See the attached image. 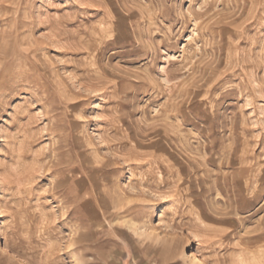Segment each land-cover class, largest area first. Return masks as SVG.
I'll return each instance as SVG.
<instances>
[{
  "label": "rangeland",
  "instance_id": "rangeland-1",
  "mask_svg": "<svg viewBox=\"0 0 264 264\" xmlns=\"http://www.w3.org/2000/svg\"><path fill=\"white\" fill-rule=\"evenodd\" d=\"M192 255L264 264V0H0V264Z\"/></svg>",
  "mask_w": 264,
  "mask_h": 264
},
{
  "label": "bare ground",
  "instance_id": "bare-ground-1",
  "mask_svg": "<svg viewBox=\"0 0 264 264\" xmlns=\"http://www.w3.org/2000/svg\"><path fill=\"white\" fill-rule=\"evenodd\" d=\"M134 229V228H133ZM139 234V231H138ZM190 258L191 264H205V262L202 259H199L196 255H192Z\"/></svg>",
  "mask_w": 264,
  "mask_h": 264
}]
</instances>
